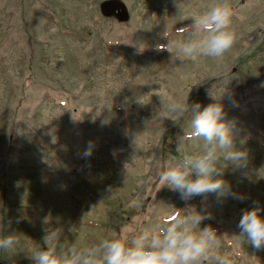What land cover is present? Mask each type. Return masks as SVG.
Instances as JSON below:
<instances>
[{"label": "rangeland", "instance_id": "374dc122", "mask_svg": "<svg viewBox=\"0 0 264 264\" xmlns=\"http://www.w3.org/2000/svg\"><path fill=\"white\" fill-rule=\"evenodd\" d=\"M176 2L183 15L174 0H0V238L18 241L0 250V264H32L46 230L61 229L58 247L87 248L122 226L157 231L195 211L211 217L200 226L216 231L229 264H264V248L233 237L243 210L259 207L264 217V0H229L231 49L183 62L154 46L175 50L185 39L176 29L212 0ZM160 97L223 106L247 165L221 159L217 178L241 199L184 201L161 186L158 172L180 158L177 142L191 129L190 113L161 117ZM202 143L186 139L185 152Z\"/></svg>", "mask_w": 264, "mask_h": 264}, {"label": "clouds", "instance_id": "9594fccd", "mask_svg": "<svg viewBox=\"0 0 264 264\" xmlns=\"http://www.w3.org/2000/svg\"><path fill=\"white\" fill-rule=\"evenodd\" d=\"M174 4L178 9L176 15H183L176 0ZM232 14L229 0H212L206 11L191 17V24L176 29L177 34L185 36V39L176 43L175 50L169 41L166 44L157 43L154 48L158 52L167 51L181 62L197 61L199 57L220 58L235 42V32L231 29ZM163 37L168 40L166 25ZM133 46L137 54L145 50L143 44ZM128 103V98H125L122 107ZM135 103L145 105L138 96ZM108 109L111 111V107ZM159 112L163 119L174 122L190 113L191 129L184 132L177 142L176 152L180 158L163 164L158 172L161 186L166 185L178 192L184 201L195 196L206 198L210 194H215L218 200L229 195L241 199L231 192L230 184L217 178L223 176L224 166L219 163L221 159L237 169L247 165V152L236 147L233 126L225 120L223 106L210 103L201 110L199 103L189 105L187 99L180 103L172 98L160 97ZM186 139L201 140V150L193 154L185 152ZM132 146L136 151L135 140ZM92 151L90 141L81 157L89 158ZM127 167L128 163L124 165L125 170ZM260 211L259 207L243 210L238 224L240 232L233 236L238 242H245L257 250L264 248V217H261ZM209 218V215L195 211L194 214L173 217L157 231L145 229L138 233H130L128 227L122 226L118 237L104 238L87 248L78 247L75 243L66 248L58 247L52 242L62 235L61 229L46 230L44 246L32 252L29 259L32 264H229L219 254L221 241L216 231L210 226H200L204 219ZM17 242L14 235L2 237L0 250H11Z\"/></svg>", "mask_w": 264, "mask_h": 264}]
</instances>
